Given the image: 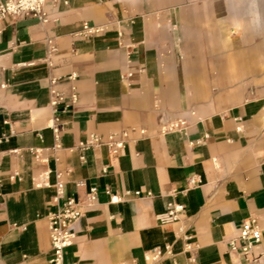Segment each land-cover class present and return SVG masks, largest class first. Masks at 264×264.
Returning a JSON list of instances; mask_svg holds the SVG:
<instances>
[{
    "label": "crops",
    "instance_id": "0c3cea01",
    "mask_svg": "<svg viewBox=\"0 0 264 264\" xmlns=\"http://www.w3.org/2000/svg\"><path fill=\"white\" fill-rule=\"evenodd\" d=\"M69 1L47 3L48 24L0 19V264H50L58 174L65 199L84 202L98 189L66 264H147L166 246L173 255L162 264H192V254L196 264H258L228 242L243 222L264 224V45L252 11L262 0ZM85 23L105 31L76 36ZM72 72L79 102L59 109L55 151L49 78ZM59 89L70 96L68 82ZM161 117L186 121L187 135H161ZM123 131L130 142L118 157L71 151L92 134ZM48 171L51 186L37 188ZM169 203L186 207L180 222L160 220Z\"/></svg>",
    "mask_w": 264,
    "mask_h": 264
},
{
    "label": "built area",
    "instance_id": "2783aa9c",
    "mask_svg": "<svg viewBox=\"0 0 264 264\" xmlns=\"http://www.w3.org/2000/svg\"><path fill=\"white\" fill-rule=\"evenodd\" d=\"M48 2H52L54 6L63 3L68 6L69 0H0V19L7 17L13 18H34L42 24L50 22V15L46 10ZM104 27H91L88 23L83 25L82 30L76 36H92L104 32ZM56 48H52L51 54L44 60L49 69H54L53 53ZM132 73L122 76V80L128 82L132 77ZM79 75L77 72H72L67 76H51L49 78V92H50V106L56 116L52 120L51 129L54 132L56 144L55 151L62 148L61 145V125H59L60 108L63 107L64 112L74 108L79 102V93L77 82ZM68 82L70 89V96L68 97L63 91L59 89V85L63 82ZM8 123V122H5ZM161 135L168 134H183L187 135L190 128L189 124L184 120H173L167 117H161L159 120ZM135 131V129H133ZM15 134L11 130V136ZM141 135H145L146 131L141 130ZM7 135L0 133V144L6 141ZM130 142V131H123L121 133H113L106 138L92 134L90 137L79 143L78 146L71 149V151H85L87 149H106L112 156L118 157L122 150H124ZM194 144L193 142L191 143ZM198 144V142L196 143ZM81 160L86 158L81 156ZM46 162L47 160H43ZM68 173H71L68 171ZM51 171L45 173L43 177L36 179L35 186L37 188L50 187L51 183L49 176ZM62 174L57 175V183L55 185L57 195L55 202L60 203L59 208L49 214L48 229L51 242L52 255L50 264H66L65 256L67 250L72 247L76 241V226L83 217L84 209L93 207L98 200V189L91 187L84 202L76 198L65 199V184L62 180ZM192 187L198 185V180L195 177L190 179ZM110 193V191H108ZM139 194V193H136ZM112 203H119L118 196L111 197ZM186 214V207L183 204L169 203L166 211L160 215V220L165 224H173L180 222ZM183 232V229H181ZM186 241L188 238L185 237ZM264 239V224L256 218H251L241 224L238 233L235 237L229 240V251L235 255L245 258L252 263L260 264V260L264 258L262 251V243ZM186 251L192 253L194 247L187 243ZM173 251L171 246H166L164 249H155L145 256L147 264H162L163 260L171 257ZM197 259L195 254L190 257V263L196 264Z\"/></svg>",
    "mask_w": 264,
    "mask_h": 264
},
{
    "label": "rangeland",
    "instance_id": "374dc122",
    "mask_svg": "<svg viewBox=\"0 0 264 264\" xmlns=\"http://www.w3.org/2000/svg\"><path fill=\"white\" fill-rule=\"evenodd\" d=\"M252 11L255 12L258 15V17H259L258 18V24H259V28H261L260 32H263L262 35H259V36L256 37L257 44L264 45V0H262L260 3L256 4L254 6V9H252ZM212 70L214 71V74H217L216 69H212ZM257 72L260 75H262V74L264 75V68L257 69ZM222 74H224L225 76L230 77V76H232L234 74H237V71H234V69H232V68H225L224 71H222Z\"/></svg>",
    "mask_w": 264,
    "mask_h": 264
}]
</instances>
